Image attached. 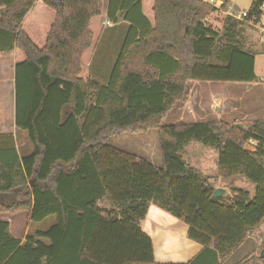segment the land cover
Wrapping results in <instances>:
<instances>
[{"label":"trees","instance_id":"16d2710c","mask_svg":"<svg viewBox=\"0 0 264 264\" xmlns=\"http://www.w3.org/2000/svg\"><path fill=\"white\" fill-rule=\"evenodd\" d=\"M250 1L242 20L226 16L219 36L205 26L215 9L201 0H109L108 22L118 10L130 27L102 86L87 75L105 27L101 0H0V53L15 57L14 128L32 148L20 157L11 137H0V216L54 218L23 241L0 221V264H157L139 227L150 206L183 221L202 247L188 264H218L244 243L264 221V121L246 130L222 120L162 122L190 95L189 82L260 83L257 53L240 38L264 17V0ZM150 132L160 167L109 146ZM250 141L256 145L245 150ZM192 142L216 151L217 179L242 177L255 186L253 197L235 188L211 199V179L180 157ZM236 264L264 259L258 253Z\"/></svg>","mask_w":264,"mask_h":264},{"label":"rangeland","instance_id":"374dc122","mask_svg":"<svg viewBox=\"0 0 264 264\" xmlns=\"http://www.w3.org/2000/svg\"><path fill=\"white\" fill-rule=\"evenodd\" d=\"M232 3V6L230 4ZM229 7L228 10H233V5L236 6L238 11L242 14H246L248 11L251 1L250 0H228ZM105 5H102L101 8H104ZM225 9V10H227ZM213 13V17L209 18L207 24L211 25L214 31L221 36L224 30V21L226 18L225 12H216ZM224 14V15H223ZM210 15V14H209ZM138 23L141 22V19L138 15H134ZM208 18V17H207ZM111 24V25H109ZM107 24L104 22V29L97 44V47L93 53L91 61L87 66V75L95 83L102 86H106L111 78L114 67L121 56L122 47L125 41V37L129 34V27L122 26L119 21L112 22ZM255 27L246 26L245 31L241 33V40L245 44L246 48L254 51L258 54L255 58V75L260 79L259 84H244V83H218V82H206V81H192L188 84V90L190 95L187 97L185 102L178 103L173 108V110L165 117L162 124L170 125L174 124L175 111L174 109H179L180 107L190 105L193 114L197 115L200 112L203 115L201 119H196L198 122H207L214 121L213 119L217 118L222 120L225 123H235V121L245 115L249 114L250 117L246 121L239 122H253L254 120L264 121V17L261 22L254 25ZM244 29V28H243ZM262 29V30H261ZM140 37V36H139ZM2 43H0V46ZM7 60H9L7 58ZM15 62V57H14ZM0 61V73H3V67H7L6 64L1 66ZM13 68H6L8 72L9 79L12 80L13 77ZM5 71V69H4ZM195 85V86H194ZM198 87L201 91V95L197 102H191L190 98L195 92V87ZM223 86V87H222ZM220 87L227 89L228 93V102L226 109L219 113V117L215 114H218L215 111L209 110L211 104V95L214 94V91H217ZM233 89H228V88ZM0 95V107L4 104L3 100L6 97L3 92ZM211 97V98H210ZM230 107H234L236 111L230 112ZM198 109V110H197ZM208 109V111H206ZM190 113V112H189ZM211 116L214 117H209ZM214 114V115H212ZM1 115V108H0ZM213 118V119H212ZM194 119L187 120L183 118V124H191L196 122ZM238 122V123H239ZM4 130H10L11 122L4 123ZM14 135L8 140L12 147H15L18 153H23L20 149L24 148L21 146L26 143V132L23 131H13ZM22 134V135H21ZM3 136V135H2ZM25 136V137H24ZM252 146L256 144L252 141L249 142ZM31 145V144H30ZM29 145V146H30ZM17 146L20 148L18 149ZM21 146V147H20ZM109 146L120 152L132 155L139 160H144L149 162L154 167H160V152L157 142V134L155 132H150L145 135H123L119 139H110ZM31 148V146H30ZM180 157L185 163L187 169L200 177H208L211 179V184L215 188H225L227 190L235 189L240 187V189L248 191L250 196L253 197L255 186L242 177L234 178H216L217 175V162H216V151L214 149H206L202 144L192 142L187 147L184 148L180 153ZM107 210H111L108 205H103ZM153 209H156L152 206ZM12 220L9 221V226L11 225V236L23 237L24 234L34 235V233L39 231L48 230L51 225L54 223V218H49L43 223H26L25 215H15ZM12 221V223H11ZM181 221L180 225H175L173 228L170 227V222L162 221L160 230L162 236H158L157 240L160 243L166 242L168 239H171L170 234L178 236L182 233ZM167 231H169L167 233ZM156 233V232H154ZM156 240V239H155ZM187 240V239H186ZM187 242H189L187 240ZM192 244V243H187ZM155 245H159L155 241ZM192 246V245H190ZM264 247V222L256 229V231L244 241V243L233 252L226 260V264H236L243 260L247 256H252L258 254L261 249Z\"/></svg>","mask_w":264,"mask_h":264},{"label":"crops","instance_id":"0c3cea01","mask_svg":"<svg viewBox=\"0 0 264 264\" xmlns=\"http://www.w3.org/2000/svg\"><path fill=\"white\" fill-rule=\"evenodd\" d=\"M230 4L232 6L231 2H230ZM102 5H105L104 8L103 7L101 8ZM108 5H109V0H101L100 13H101V18H102L103 22H108V20H107ZM233 8L237 9L236 6H234V5H233ZM222 10L225 11L223 8H222ZM222 10H220V11L223 12ZM216 12H218V11H216ZM213 14H216V13H211L208 16V18L205 20V26L208 27V28H211L214 31V29L211 27V25L207 24L208 21H209V18L213 17ZM115 16H116L115 19L117 21H119L122 26L130 27L129 22H126V21L122 20V17H120V14H118V10L115 11ZM139 17L141 19L140 23H144L142 21V17L143 16L142 17L139 16ZM143 25L144 24H142V26ZM247 26L255 27L253 24H250V23ZM243 28H244L243 30L245 31L246 26L243 27ZM257 56H258V54L256 55V57ZM7 58L9 60H7ZM0 61L2 63V65H1L2 67H3L4 64L7 65V67H3L5 69V71L3 69V73H0V95L2 94L1 92H3V94H5V96H6L4 98V100H3L4 104L0 107L1 108L0 137H12L14 135V133L11 132V129H14L13 131L17 132L15 130V128H14L13 77H12V80L9 79V77H8L9 75H8V72L6 71V68H9L10 64H11V67L14 68V64H15V62H14V53L13 52L8 53V54L0 53ZM254 72H255V63H254ZM222 87H220L217 91H214V94L211 95L212 98L210 97L211 98L210 99L211 100V104H210L209 110H211V111L213 110V111L217 112L218 114H215V115H217L218 117H219V113H222L226 109L227 102H228V93L229 92L227 91V89H224ZM228 89L232 90L233 87L232 88L230 87ZM193 90H195V92L193 93L192 97L190 98V101L192 103L193 102L196 103L197 99H199V97L201 95V91H200V89L197 86ZM174 111H175V116H174V119H175L174 122L175 123L173 125L183 124L182 123L183 118H186L187 120L194 119L195 121H196V119H198V117H199V119L203 118L202 117L203 115H201L200 112H198L197 115H194L190 105H187V104L185 106H183V107H180L179 109L175 108ZM206 111H208V109ZM234 111H236V109L234 107H230V112L229 113H232ZM212 115H214V114H212ZM209 117H214V116H211V114H210ZM249 117H250L249 114H245V115L239 117L235 122L238 123L239 121H245V120L247 121L249 119ZM213 120H216V119H213ZM218 120L219 119L217 118L216 121H218ZM9 121L11 122V124H10L11 129L10 130H4L3 129L4 126H5L4 123L9 122ZM195 123H199V122L196 121ZM25 138L27 140V137H25ZM29 145L30 144L28 143V140H27L26 143L21 145L24 148L20 149L17 146V148L20 149L21 152H23V153H19L20 157L22 155H24V156L28 155V154H30L32 152V148H30ZM236 188L240 189V187H236ZM19 215H22V216L25 215V219L27 220L26 223H28V222L31 223L29 221V218H28L26 213H22V214H19ZM11 218H13V217L0 216V221H4V222H8L9 223V221L12 220ZM162 221L170 222V227L169 228H173V227H175V225H180V223H181V221L173 218L171 215L165 213L164 211H162V210H160L158 208L153 209L152 206H150L148 211H147V214H146L144 220L141 221V223L139 225L141 231H143L146 235H148L149 238L152 241L155 262L157 264H188L189 262H191L202 251V247L199 246L198 244L190 241L187 238V227H186V225L184 224L183 221H182L183 222V225H182V229L183 230H182L181 235L179 234L178 236H176V235L171 233L170 234L171 239H168L166 242L162 241V243H160L159 240H157V237L158 236H160V237L162 236V234L159 235L161 233L160 230L162 229V227L160 226ZM263 222L264 221L260 222L258 224V226L255 227L248 234L246 239H248L256 231V229L261 225V223H263ZM11 223H12V221H11ZM11 227L12 226L10 225L9 226V233H11V230H10ZM154 232H156V233H154ZM168 232L169 231H167V233ZM27 235L28 234L25 233L23 237H17V236H13V237L18 239V240L23 241L24 238ZM186 239L192 244H187L189 242H187ZM155 241L159 245H155ZM190 245H192V246H190ZM209 255H210V257H212L211 254H209ZM226 260L227 259H225L224 261H220L218 264H226ZM191 264H202V262L201 261H197V262H193Z\"/></svg>","mask_w":264,"mask_h":264},{"label":"water","instance_id":"95a60500","mask_svg":"<svg viewBox=\"0 0 264 264\" xmlns=\"http://www.w3.org/2000/svg\"><path fill=\"white\" fill-rule=\"evenodd\" d=\"M3 10H4L3 8L0 9V15L2 14ZM248 125H250V122H239V123L235 124V127L238 128V129L246 130ZM250 146H251V144H247L245 146V150L251 149ZM228 196H230L229 190L219 187V188H216L213 191L211 199L216 200V199L225 198V197H228ZM103 205H107V204L100 203V204H98V207L100 209L107 210ZM259 258L264 259V247L259 252Z\"/></svg>","mask_w":264,"mask_h":264},{"label":"built area","instance_id":"2783aa9c","mask_svg":"<svg viewBox=\"0 0 264 264\" xmlns=\"http://www.w3.org/2000/svg\"><path fill=\"white\" fill-rule=\"evenodd\" d=\"M201 1L208 3L210 6H212L215 10H218V11L222 10L223 5L226 2H228V0H201ZM224 12L227 16H231L237 20H241L245 16V14H242V13H238L235 15L233 14V10H228V9L225 10ZM107 24H109V22H107Z\"/></svg>","mask_w":264,"mask_h":264}]
</instances>
